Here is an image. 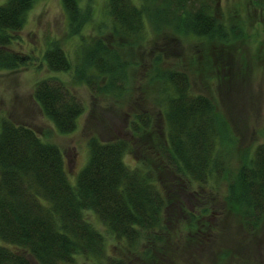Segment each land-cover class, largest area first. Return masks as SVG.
<instances>
[{"label":"trees","instance_id":"obj_1","mask_svg":"<svg viewBox=\"0 0 264 264\" xmlns=\"http://www.w3.org/2000/svg\"><path fill=\"white\" fill-rule=\"evenodd\" d=\"M35 1L0 3V70L18 69L31 61L29 54L10 46ZM60 1L69 34H81L88 17L80 0ZM214 8V0H140L139 5L133 0H108L113 31L133 43L144 34L146 25L157 33L224 38ZM80 50L75 79L93 94L123 93L125 87L119 83L126 81L128 62L122 53L102 39ZM42 57L51 72L72 68L57 40L48 43ZM151 75L159 82L163 130L151 131L150 116L140 113L130 122L132 141L91 136L87 162L74 183L57 145L42 139L30 126L1 120L0 264H33L32 260L35 264H77L80 256L93 258L91 264H131L106 254L105 237L87 218V211L95 213L132 253L144 236L148 241L160 240L153 230L162 228L165 208L171 202L164 190L171 191L174 185L166 179L167 187L155 170L165 177L171 174L174 184L190 190L193 182L203 185L211 177L225 175V157L218 151L223 121L215 105L203 95L192 94L188 77L180 70L156 64ZM33 98L58 133L76 129L84 105L63 81L40 80ZM141 148L143 153L152 151L156 167L143 154L134 167L124 161L127 153L141 152ZM244 158L237 179L229 182L226 200L253 229L264 216V143L256 146L253 158Z\"/></svg>","mask_w":264,"mask_h":264},{"label":"rangeland","instance_id":"obj_2","mask_svg":"<svg viewBox=\"0 0 264 264\" xmlns=\"http://www.w3.org/2000/svg\"><path fill=\"white\" fill-rule=\"evenodd\" d=\"M133 1L140 4V0ZM214 1V14L226 37L157 33L146 25L144 34L133 43L113 31L108 0H80L88 21L81 34L74 36L67 30L60 0H36L10 46L29 54L31 61L18 69L0 70V123L8 118L30 126L42 139L57 145L71 183L87 162L91 136L132 141L130 122L140 113L150 116L151 131L163 130L159 82L151 75L156 64L184 72L191 93L215 105L223 121L218 151L225 157V175L211 177L203 185L193 182L190 190L179 188L176 180L174 184L171 174L165 177L155 170L163 183L167 179L174 185L171 191L164 190L171 202L165 208L162 228L153 230L160 240L148 241L144 236L132 253L95 213L87 211V218L105 237L108 256L131 264H264V216L251 229L244 224L243 214L231 210L226 200L229 182L237 179L244 156L253 158L256 146L264 143V0ZM95 39L117 48L128 62L126 81L119 83L125 87L121 94H93L75 79L80 49ZM56 40L70 58L69 72H51L43 62L48 43ZM44 78L63 81L84 105L76 129L69 134L58 133L33 98L34 87ZM143 148L142 153H127L124 161L134 167L143 154L156 167L152 151L143 153ZM77 260V264L95 261L83 256Z\"/></svg>","mask_w":264,"mask_h":264}]
</instances>
